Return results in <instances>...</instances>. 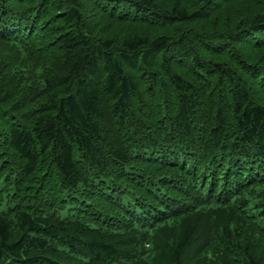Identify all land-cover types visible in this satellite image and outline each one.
<instances>
[{
  "label": "trees",
  "instance_id": "trees-1",
  "mask_svg": "<svg viewBox=\"0 0 264 264\" xmlns=\"http://www.w3.org/2000/svg\"><path fill=\"white\" fill-rule=\"evenodd\" d=\"M0 264H264V0H0Z\"/></svg>",
  "mask_w": 264,
  "mask_h": 264
}]
</instances>
